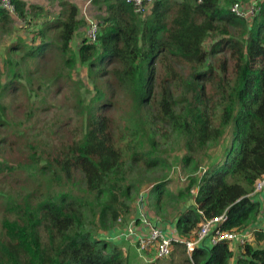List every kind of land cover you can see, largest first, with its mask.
<instances>
[{"label": "trees", "instance_id": "obj_1", "mask_svg": "<svg viewBox=\"0 0 264 264\" xmlns=\"http://www.w3.org/2000/svg\"><path fill=\"white\" fill-rule=\"evenodd\" d=\"M233 1L155 0L151 13L143 16L147 11L137 12L126 0H93L105 6L108 15L98 43L85 40L77 53L72 40L84 26L77 4L60 0V13L46 20L45 14H52L49 9L13 0L21 20L34 19V9L45 14L43 25L35 30L40 43L28 44L19 38L9 45L12 52H25L22 61H6L7 78L4 83L0 79V97L22 87L21 82L30 77L22 65L27 58L44 57L53 48L57 33L56 47L68 65L80 56L83 64L103 69L135 106L134 120L127 126L131 132L122 130L117 138L114 118L89 108L85 129L68 140L65 151L46 156L44 150L30 157L31 165L50 174L58 189L44 196L37 207L26 205L16 217L7 214L3 218L0 264H129L124 247L105 237L118 231V224L134 213V202L137 210L142 209L139 201L146 203L148 194L140 192L143 182L135 178V167L139 161L147 162L149 168L163 164L154 149L161 124L166 131L169 127L172 133L186 137L187 152L181 159L194 172L186 190L177 194V199H194L174 219L179 234L195 236L203 219L200 211L204 217L226 211L224 229H254L255 237L236 251L227 240L215 245L206 242L191 256L177 243L168 257L174 264H264V204L259 194L250 195L264 176V0L252 20L236 16L230 9ZM12 22L11 14L0 8L1 32L10 33ZM209 39L212 43L207 46ZM183 62L191 68L190 76L175 68ZM109 64L113 68L108 72L105 65ZM157 66L166 73L162 79ZM98 98L104 100L106 92L101 91ZM4 108L0 105V126L9 128L10 120L1 112ZM230 126L231 132L227 130ZM7 135L0 141H8ZM228 136L231 141L222 158L211 162L201 176L194 175L201 167L200 153L212 151ZM117 143L131 149L130 162ZM7 167L3 163L0 169ZM164 185L158 183L150 192L161 194Z\"/></svg>", "mask_w": 264, "mask_h": 264}, {"label": "rangeland", "instance_id": "obj_2", "mask_svg": "<svg viewBox=\"0 0 264 264\" xmlns=\"http://www.w3.org/2000/svg\"><path fill=\"white\" fill-rule=\"evenodd\" d=\"M25 1L28 5L31 3L44 4V7L49 9L52 14L47 15L39 9H34L32 13L34 19L26 21L9 12L14 20L8 26L11 32L4 34L0 29V79L3 83L7 78L5 75L6 61L10 58L14 61H22L25 52L24 50L12 52L9 45L18 41L19 38L24 39L28 44L40 43L41 38H36L35 30L43 25V13L48 20L54 19L61 10L60 0H56L55 3L51 0ZM69 1L79 6V16L84 21V26L72 40V47L78 53L79 44L83 39L88 42L90 20L98 22L101 26L108 12L105 6L100 7L93 0ZM149 13H151V8L143 16ZM56 35L57 33L53 35V48L47 50L44 57L42 55L43 58H27V61L22 65L30 75L24 82H21L22 87L10 90L8 95L0 97V103L5 105L1 112H4L10 120L9 128L0 126V137L8 133V141H0V166L3 163L10 166V168L0 169V237L3 235L2 220L7 214L16 217L26 205L35 208L44 196L49 192L55 193L58 189L50 174H46L38 166L31 165L30 157L35 154L41 155L44 150H46V156H55L60 151H65L68 140L85 129L89 108L93 112L99 110L106 116L114 118L113 132L117 138L121 135L122 130L131 132L127 130V126H130L134 120L132 114L135 105H132L133 101L128 94L119 89L114 77L104 73L103 69L98 70L95 66L90 67V65L83 64L80 56L74 65H68L65 60L66 56L56 47ZM211 43L212 39H209L207 46ZM228 56L230 55L228 54ZM115 64L113 63V65ZM113 65H105L106 70L108 72L112 70ZM157 68L160 72L159 77L164 78L166 73L163 68L161 66H157ZM175 68L180 73L190 76L191 68L188 63H176ZM160 89V85L157 84V95ZM101 91L106 92L104 100L98 98ZM188 98L192 99V92L188 94ZM149 108L152 110V107ZM211 111L214 112V109L212 108ZM217 114L220 115V109ZM163 125L161 124L162 131L156 138L158 143L154 148L157 155H161L164 159L163 164L149 168L147 162L139 161L135 167L137 172L135 178L143 182L140 192L148 194L144 207L150 216L158 220L160 224L170 225L173 228L172 223L166 224L165 222L174 220L180 212L193 204L194 199L191 196L177 199V194L181 189L186 190L190 183L189 176L194 172L192 166L183 165L181 159L187 152L186 137L172 133L169 127L166 131ZM227 130L231 132V126ZM230 141V136L223 137L214 145L212 151L201 152V167L194 175L201 176L205 168L212 164L211 162L222 158L224 149ZM117 146L123 150L125 159L130 162L131 149L127 145L125 146V143H117ZM147 148L152 147L147 144ZM81 182H77V185ZM162 182L165 184L163 193L153 194L150 192L152 186ZM196 191L197 186L192 189L193 193ZM141 193L136 194L135 198ZM257 198L264 204V192L260 193ZM143 203V200L139 201L138 207L142 208ZM135 205L134 202L133 212ZM118 226L122 227L125 234L124 239L129 241L133 235L128 234L136 231V228L142 229L141 221L139 219L131 220L129 216L122 220ZM261 226H264V219ZM105 239L115 242L111 236L105 237ZM254 239L253 234L249 242H254ZM231 246L235 251L238 250L236 245L232 244ZM124 249L128 255L129 264H155L157 259L155 252L146 254L139 250L136 240L125 245ZM159 264L174 263L172 257H167L161 259Z\"/></svg>", "mask_w": 264, "mask_h": 264}, {"label": "built area", "instance_id": "obj_3", "mask_svg": "<svg viewBox=\"0 0 264 264\" xmlns=\"http://www.w3.org/2000/svg\"><path fill=\"white\" fill-rule=\"evenodd\" d=\"M133 3L137 12L148 11L150 5L155 0H126ZM199 2L202 0H198ZM263 0H234L230 5L231 11L238 17L246 20H252L261 8ZM0 8L7 10L12 14H16V5L13 0H0ZM101 26L98 22L90 20L89 39L88 41L96 43L99 39L98 34ZM88 35V31H87ZM264 192V176L257 180L252 196ZM203 219L196 231L194 237L184 238L179 234L176 226V221H167L166 224L175 223L172 228L170 225L160 224L158 220L153 219L148 210L142 205L141 215L138 218L132 217L134 220H140L142 229L136 228L128 235H133L134 240L138 243V249L146 253V250H153L157 258H166L172 253L175 244L182 243L187 253L191 256L192 252L197 246L208 242V245H215L221 240H227L233 245L239 246L246 245L249 239L254 234V229L251 231H229L222 226L228 220L226 211L214 217H204V212L200 211ZM131 222V221H130ZM130 224V223H129ZM128 224V226H129ZM119 234L124 236L122 228ZM147 254V253H146Z\"/></svg>", "mask_w": 264, "mask_h": 264}, {"label": "crops", "instance_id": "obj_4", "mask_svg": "<svg viewBox=\"0 0 264 264\" xmlns=\"http://www.w3.org/2000/svg\"><path fill=\"white\" fill-rule=\"evenodd\" d=\"M31 4H32V5H40V6H44V4H40V3H31ZM74 38H75V37H74ZM83 40H84V39H83ZM80 44H81V43H80ZM140 215H141V210H137V209H135L134 213H133L129 218H130V219H131L132 217L138 218ZM172 221H173V220H172ZM172 224L175 226V223H172ZM121 228H122V227H119L118 231L115 230V232H114L113 234L109 235V236L113 237V238L115 239V242H116L117 244H119L120 246H122V247L125 248V245H128V243L131 244L132 242H134V238H131L130 241L127 240V239H124V236H121V235L119 234Z\"/></svg>", "mask_w": 264, "mask_h": 264}, {"label": "clouds", "instance_id": "obj_5", "mask_svg": "<svg viewBox=\"0 0 264 264\" xmlns=\"http://www.w3.org/2000/svg\"><path fill=\"white\" fill-rule=\"evenodd\" d=\"M31 5H32V4H31ZM101 26H102V24H101ZM100 31H101V29H100ZM76 34H77V33H76ZM75 36H76V35H75ZM83 41H85V39H84ZM83 41H82V42H83ZM98 41H99V39H98ZM98 41H97L96 43H98ZM82 42H81V44H82ZM88 43L96 44V43H93V42H90V41H88ZM145 204H146V203H144L143 205L145 206ZM174 221H176V220H174Z\"/></svg>", "mask_w": 264, "mask_h": 264}]
</instances>
